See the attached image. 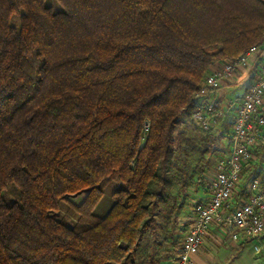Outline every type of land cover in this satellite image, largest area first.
Segmentation results:
<instances>
[{
	"label": "trees",
	"instance_id": "trees-1",
	"mask_svg": "<svg viewBox=\"0 0 264 264\" xmlns=\"http://www.w3.org/2000/svg\"><path fill=\"white\" fill-rule=\"evenodd\" d=\"M263 41L261 0H0V264H135L195 90Z\"/></svg>",
	"mask_w": 264,
	"mask_h": 264
},
{
	"label": "built area",
	"instance_id": "built-area-1",
	"mask_svg": "<svg viewBox=\"0 0 264 264\" xmlns=\"http://www.w3.org/2000/svg\"><path fill=\"white\" fill-rule=\"evenodd\" d=\"M233 80L241 82L239 93L228 90L227 82ZM193 101L190 120L204 131L227 126V144L213 157L206 193L193 201V216L173 264H190L214 225L233 239L264 234V47L253 45L209 70Z\"/></svg>",
	"mask_w": 264,
	"mask_h": 264
},
{
	"label": "rangeland",
	"instance_id": "rangeland-1",
	"mask_svg": "<svg viewBox=\"0 0 264 264\" xmlns=\"http://www.w3.org/2000/svg\"><path fill=\"white\" fill-rule=\"evenodd\" d=\"M53 7L58 8V5L53 4ZM9 22L17 25V16L11 15ZM240 89V81L228 87V90L234 93H239ZM227 129L226 126L222 129L204 131L190 119L182 117L175 148L171 197L167 205H161L157 210L156 218L159 227L155 235L146 233L143 237L140 249L134 256L135 264H151L149 260L153 264L156 261V264H170L174 260L180 247L184 228L192 218L193 201L206 191L204 182L211 174L210 167L213 157L226 150L225 133ZM115 184L116 180H112L104 187L103 195L93 209L95 214L103 215L111 205L110 193ZM212 230V234L221 243L229 236L226 231L218 227ZM256 239H251L242 245L239 243L228 245L225 248L228 252L227 257L219 259L220 264H264V234ZM221 243L216 246L210 244L207 239L202 250L214 256L221 248ZM254 247H258V250ZM120 264H129V259Z\"/></svg>",
	"mask_w": 264,
	"mask_h": 264
},
{
	"label": "crops",
	"instance_id": "crops-1",
	"mask_svg": "<svg viewBox=\"0 0 264 264\" xmlns=\"http://www.w3.org/2000/svg\"><path fill=\"white\" fill-rule=\"evenodd\" d=\"M264 2V0H261ZM261 47H264V41L262 42L261 44ZM220 62H214L210 65V70L215 68L217 65H219ZM244 68H242V80L246 77V73L243 71ZM240 71V70H239ZM239 77L236 78V80L238 79ZM235 80L233 81H228L227 83V86L229 87L231 84H234ZM206 190V189H205ZM206 193V191L204 193L201 194V196H203L204 194ZM192 216H193V213H192ZM192 219V218H191ZM216 226H211L210 229L208 230V232L204 235L203 237V240L201 242V246H200V249L199 251H197L196 253L192 254L191 255V261H190V264H220L219 262V259H224L227 257V251L225 250V248L228 247V245L230 244H234V243H239V245H242L243 241H245V239H233L232 237H229V240L228 238L223 241L222 243L217 240L215 238V236L212 234V229H215ZM208 239L209 243L210 244H213V245H219L221 243V248L218 249L217 251V254L213 256V254H209V253H205L203 250H202V247H204V242L206 243V240ZM224 240V239H223ZM258 240V239H256ZM251 241V240H249ZM227 244V246H225V244ZM245 243V242H244ZM243 243V244H244ZM170 264H173V261L170 263Z\"/></svg>",
	"mask_w": 264,
	"mask_h": 264
}]
</instances>
